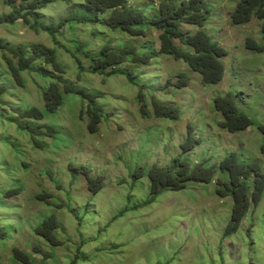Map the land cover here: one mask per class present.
Instances as JSON below:
<instances>
[{
	"label": "rangeland",
	"instance_id": "rangeland-1",
	"mask_svg": "<svg viewBox=\"0 0 264 264\" xmlns=\"http://www.w3.org/2000/svg\"><path fill=\"white\" fill-rule=\"evenodd\" d=\"M159 1L129 0V4L143 7L152 16ZM237 2L206 0L203 30L227 53L222 60L223 79L216 85H202L199 75L183 62L158 56L154 31L141 39L97 24H66L55 35L54 44L48 34L33 32L20 19L0 25V39L9 46L25 47L29 54L35 44L54 49L65 70L64 79L100 96L97 103L105 114L97 132L89 133L86 103L69 95L43 120H21L15 108L44 110L42 91L53 81L39 71L51 68L35 61L36 71L21 73L19 86L7 75L0 52V85L8 87L0 97V230L6 235L0 240V264H20L12 257L14 248L29 255L33 264H264V194L239 230L222 238L231 200L219 198L214 184L189 183L182 191H164L153 202L136 208L149 198V184L145 177L132 180L139 168L166 167L177 157L190 165L206 159L207 165L217 166L229 153L264 170V138L257 131L264 124V53L244 47L247 38L264 45V35L254 19L242 26L230 24L229 15ZM80 4L76 0L50 4L38 13L39 22L56 25ZM9 13L0 0V17ZM181 30L193 33L197 28L182 25ZM145 41L150 43L153 63L134 67V72L139 86L144 85L148 118L139 112V86L122 75L92 74L86 57L106 44L120 48ZM181 72L190 78L187 87L178 90L166 85ZM226 94L253 122L246 131L231 134L219 128L222 119L212 102ZM151 98L176 107L178 120L154 118ZM20 124H31L43 135L34 139ZM188 127L199 144L183 154L179 146L187 138ZM80 167L101 179L98 193L90 191ZM45 194L49 203L46 197L38 198ZM121 211L124 214L117 217ZM51 214L60 225L56 234L63 244L58 247L48 245L33 231Z\"/></svg>",
	"mask_w": 264,
	"mask_h": 264
},
{
	"label": "trees",
	"instance_id": "trees-1",
	"mask_svg": "<svg viewBox=\"0 0 264 264\" xmlns=\"http://www.w3.org/2000/svg\"><path fill=\"white\" fill-rule=\"evenodd\" d=\"M68 3L71 0H2L10 9L8 15L0 17V25L13 24L15 20H22L33 32L42 31L48 34L56 44L55 35L66 24H97L110 32L118 31L130 38L145 39L148 33H157L158 56L170 57L175 61H181L190 72L200 77L202 85L219 84L224 76L223 58L227 53L217 43L213 42L203 30L208 15L206 0H160L156 8L149 16L143 7H135L129 4V0H76L80 6L75 13L58 24L44 25L39 22L38 13L48 5L56 2ZM108 14V15H107ZM92 15L96 16L93 17ZM107 15V16H106ZM260 22V33L264 35V0H238L233 12L229 15V22L233 26L248 24L251 20ZM182 25H190L197 30L193 33L182 31ZM185 48L182 50L178 45ZM247 51L264 53V45H258L253 39L247 38L244 42ZM30 54L27 48L21 46H9L0 39V52L6 66L7 75L17 85L22 86L21 73L36 71L35 61L40 60L43 65L50 67L51 71H39L44 78L53 82L42 91L44 110L37 108L20 109L13 111L21 120L41 121L46 114H54L69 95H75L86 103L87 130L91 134L97 132L98 126L105 117L102 106L97 103L100 96L90 94L84 89L74 87L64 79V68L57 60L54 49L43 45L30 46ZM92 74L112 77L124 76L133 86H139L138 77L134 67H149L153 63L154 55L150 50L148 41L137 44H124L120 48L106 44L95 53L88 55ZM125 65L124 67H122ZM175 82L167 80L166 85L175 89H183L190 82L185 72L176 75ZM8 87L0 85V97ZM144 85L139 86L137 102L139 112L143 118H148L150 113L145 104L143 95ZM213 109L220 115L219 128L227 133H239L246 131L253 122L239 111L235 99L230 95L218 96L213 99ZM151 115L154 118H166L178 120L179 112L173 105H165L150 99ZM107 115V114H106ZM21 130L29 131L34 135L40 133L39 128H32L31 124L19 125ZM258 133L264 138V124L257 126ZM191 127H188L187 138L180 144L183 154L191 152L199 141L192 136ZM48 136V134H45ZM50 136V134H49ZM35 139V138H34ZM203 159L190 165L186 159L175 158L169 166L159 167L152 165L149 168H139L132 176V180L145 177L149 184V198L138 207L146 206L164 191L178 192L187 187L189 183L204 185L214 184V192L221 199H230L231 208L229 222L227 223L222 238L235 234L251 208H256L264 194V170L255 162H241L234 153L226 155L217 166L207 165ZM81 172L88 182V187L93 194L102 189V181L99 177H92L87 170L80 167ZM75 172V171H74ZM49 196H38L39 199ZM49 203V202H47ZM73 213L72 211H70ZM125 212V210H124ZM120 212L117 217L124 214ZM60 228L57 217L51 214L43 218L34 228V234L52 247L61 246L56 232ZM4 231L0 230V240L4 239ZM12 257L20 264H33L29 255L20 249H12ZM71 264H75L73 261Z\"/></svg>",
	"mask_w": 264,
	"mask_h": 264
}]
</instances>
